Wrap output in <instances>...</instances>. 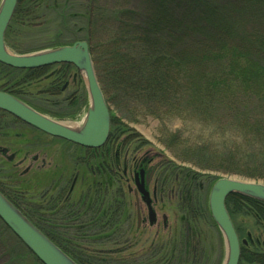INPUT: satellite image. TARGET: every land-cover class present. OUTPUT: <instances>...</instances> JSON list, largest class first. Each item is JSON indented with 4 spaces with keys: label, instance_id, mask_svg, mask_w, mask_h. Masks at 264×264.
Returning a JSON list of instances; mask_svg holds the SVG:
<instances>
[{
    "label": "rangeland",
    "instance_id": "rangeland-1",
    "mask_svg": "<svg viewBox=\"0 0 264 264\" xmlns=\"http://www.w3.org/2000/svg\"><path fill=\"white\" fill-rule=\"evenodd\" d=\"M18 2V13L26 12L28 16L23 21L15 16L11 22L12 16L10 27L8 25L9 30L5 32L8 34L4 36L8 49L13 54L25 55L85 42L92 56L99 88L109 109L110 127L111 114L114 123L118 125L115 124L113 129V138L109 141L108 135L106 143L95 149L96 155L87 158L84 151L78 154L74 147L47 138L41 132H36L9 117L1 116L0 151L5 150L6 153L3 155L0 152V188L16 197V202L25 213L43 218L45 208L49 205L45 195L48 177L57 180L58 176L63 175L66 182L68 178L78 173L77 161L81 159L83 161L86 157L95 163H87L88 167H97L110 154L113 159V174L104 169L102 174L100 172L97 174V184L98 186L103 184L104 188L102 194L97 197L99 213L93 218L98 233L95 241L75 245L77 249L73 250L74 253L77 254L80 250L82 255L92 259L96 257V261L103 259L116 264H140L144 263V257L152 259L150 263L144 264H165L168 258L163 262L162 257L170 255L173 248L174 253L178 250L179 256L180 249L177 247L187 238L188 251L189 248L195 247L197 239L200 240L199 245H196L197 251L193 253L197 257L195 264H223L226 257L225 242L216 225L210 226L206 219L211 218L205 211H209L210 189L217 180L223 178L260 184H264V181L198 170L190 161L187 144L204 140L203 127L195 125L190 117L181 115L179 110L158 113L154 112V109H147L145 108L147 103L142 100L143 98L121 93L114 84L112 79L114 72H111L116 62L113 61V36L122 34L114 28L112 14L121 11L127 20L128 11L133 6L145 9L143 0H18ZM141 19L143 18L139 17L137 21ZM129 42L130 39L128 43H123L124 48ZM49 68L51 71L46 75H52L58 70L57 65ZM53 79V76L44 77V80L43 77L34 79L30 81L31 85L18 88L24 90L25 101L38 112L50 115L52 120L70 127H80L89 107L83 77L76 69L70 70L64 80L67 86L62 90L63 81L58 85V92L54 90V94L47 88L49 82L54 83ZM103 90L106 98H109L108 104ZM176 96L180 98L179 94ZM174 132H178L179 141L173 143L169 141L168 135ZM205 141L207 145L214 147L222 145L220 139ZM125 156L128 157V167L132 159L145 160L144 165L147 167L150 164H159L154 176L157 188L161 187V200L158 196L154 205L156 223L152 227L147 225L138 231L135 228L132 195L127 193V183L122 174ZM115 160L118 166L114 165ZM195 174L196 177H193ZM108 176L112 177V186L107 189ZM81 184L84 185L82 182ZM128 184L133 188L132 183ZM79 188L78 184L72 200L77 199ZM127 199L130 201L129 207L126 206ZM109 207L112 208V217H108L106 213ZM123 209L129 210L132 217L129 224L128 218H124ZM199 209L206 214H199ZM141 211L145 213L142 205ZM229 217L241 249L245 247L246 251L264 254V224L256 221L257 216L254 217L248 208L236 207L235 212L229 214ZM112 218H119V224L122 221L121 235L109 228L106 230V224L112 222L109 221ZM50 219L52 218H46L47 227L58 230L52 226ZM63 233L59 232L62 236ZM249 240L252 244L248 243ZM2 241L10 244L9 251L4 248ZM243 241L245 244H242ZM19 258L16 243L9 237L1 239L0 264L11 262L19 264ZM191 262L182 260L180 264ZM239 264L248 263L239 260Z\"/></svg>",
    "mask_w": 264,
    "mask_h": 264
},
{
    "label": "trees",
    "instance_id": "trees-1",
    "mask_svg": "<svg viewBox=\"0 0 264 264\" xmlns=\"http://www.w3.org/2000/svg\"><path fill=\"white\" fill-rule=\"evenodd\" d=\"M143 5L145 9L133 6L127 20L121 11L112 14L114 28L122 34L113 36L114 84L121 93L143 98L147 109L158 113L179 110L195 125L203 127L204 140L187 144L190 161L198 170L264 181V0H143ZM18 7L11 22L15 16L21 21L28 16L26 12L18 13ZM139 17L143 19L138 22ZM129 39L124 48L123 43ZM57 68L54 74L46 75L51 68L14 70L0 64V91L25 98L24 90L18 87L53 76L54 83L49 82L47 88L54 94L70 70H74L66 64ZM105 99L108 104L106 94ZM3 115L9 117L0 112V117ZM115 124L111 114L109 141ZM177 133L168 135L169 141H179ZM206 139H220L222 145H207ZM114 165L118 166L116 160ZM0 192L76 264H116L103 259L96 261V257L82 255L80 250V254L73 252L77 249L75 245L95 241L98 232L92 218H72L78 222L67 229L60 227L66 219L52 218V226L58 229L53 230L47 227L46 218H33L22 210L16 197L1 188ZM226 207L230 215L236 207L248 208L257 216L256 221L264 224V202L232 195ZM205 211L209 216V211ZM205 211L199 209L198 213L205 215ZM206 219L215 227L211 218ZM118 220H109L112 222L106 224V230L121 235L123 224ZM6 237L16 243L19 264H40L0 221V240ZM187 241L183 239L177 247L179 256L172 247L170 255L162 257L163 262L168 258L165 264H180L182 260L187 263L193 260L190 264H195L197 257L193 253L200 240L190 251ZM2 243L9 251L10 244ZM248 243L252 244L251 240ZM143 260L150 263L152 259ZM240 261L264 264V254L242 247Z\"/></svg>",
    "mask_w": 264,
    "mask_h": 264
},
{
    "label": "water",
    "instance_id": "water-1",
    "mask_svg": "<svg viewBox=\"0 0 264 264\" xmlns=\"http://www.w3.org/2000/svg\"><path fill=\"white\" fill-rule=\"evenodd\" d=\"M17 3L18 0H1L0 3V64L14 70H37L61 64L72 66L85 81L89 107L78 128L52 120L2 92H0V111L51 137L84 148L99 149L106 143L109 135L110 114L95 76L88 45L85 42H77L71 46L32 54H13L7 48L4 36ZM141 193L146 204L149 205L147 193L142 190ZM232 195L264 202V184L223 178L212 185L208 195V209L225 242L226 257L223 264H239L240 260L241 245L225 207L226 199ZM0 221L40 264H76L1 192ZM153 222L154 218L151 217L150 223ZM242 244H245V241Z\"/></svg>",
    "mask_w": 264,
    "mask_h": 264
},
{
    "label": "flooded vegetation",
    "instance_id": "flooded-vegetation-1",
    "mask_svg": "<svg viewBox=\"0 0 264 264\" xmlns=\"http://www.w3.org/2000/svg\"><path fill=\"white\" fill-rule=\"evenodd\" d=\"M66 86H67V82L64 81L63 86H62V90ZM0 92L6 93L3 91H0ZM6 94L16 98L17 100L21 101L22 103H24L27 106H29L30 108H32V106L25 101V98H18V97H15L9 93H6ZM53 104H57V103H53ZM32 109L35 110L34 108H32ZM35 111L38 112L37 110H35ZM0 112H2V111H0ZM2 113L9 116L13 120L18 121L19 123L25 125L26 127L40 133V131L24 124L23 122L17 120L13 116H11L5 112H2ZM38 113H40V112H38ZM40 114H42L48 118L52 117V116L47 115V114H43V113H40ZM41 134L47 138L57 140L61 143L67 144L68 146L76 148V151H78V154L79 153L81 154L82 151L86 152L85 155H87V158H88V156L93 157L96 155L95 152H97V150H95V149L84 148V147L75 145L73 143L64 141L62 139L51 137V136L46 135L42 132H41ZM0 152L3 155H5V153H6L5 150H1ZM87 158L85 157V159H83V161H82V159L77 161V163L79 164V167L77 168L79 174L75 173L73 176L68 178V180L66 182H65V179L63 178L64 177L63 175L58 176L57 180H54V178H51V177L47 178L49 180V183H48L47 188L45 189L46 190L45 195H47V201H48L49 205L47 208H45L46 211H45L43 218H64V219H66L63 221L64 222L63 225L60 226L62 229H67L70 226H72V224H74V222H78V220H75V219L73 220L72 218H76V219L77 218H92V223H94L95 220L93 218H95L96 215L99 213L98 204H97V197H98V195L102 194V191L104 190L103 184H101L100 186H98V184H97V178H98L97 174H98V172H100L102 174V171H103L102 166H105L104 168H105L106 172L109 171L111 175L113 174L112 173L113 172V161H112L113 159H112V156H110V154H109V156H107V159L105 158V160H103L104 162H102V164H101L102 166L100 165L98 168L97 167H90V166L88 167L87 163H89V162H91L93 164H95V163L93 161L88 160ZM10 159H12V158H10ZM127 159H128L127 156H125L123 159V162H124L123 165L124 166H123V173L122 174H123V176L127 177V178L124 177V181L127 183V185H126L127 193L132 195V204L134 206L135 228H136V231H138L147 225L149 227H152L156 223L157 214H156L154 205L157 201L156 198L158 196L161 200V187L159 186V188H157V186L155 184L154 176H155V172L159 168V164H154V165L150 164L147 167L144 165L145 160L141 161V160L132 159L130 162V167H128L127 166V164H128ZM81 164H84V166L82 167ZM88 177H89V179H88ZM55 182H57V184H54ZM81 182L84 185H82ZM106 182H107L106 188L108 189L109 186H112V177L108 176L106 178ZM128 182L132 183L133 188L130 187V184H128ZM78 184L80 185V188H79V191L77 193V199L72 200L71 197H72L73 193L75 192V189H76ZM81 186H82V188H81ZM141 190L143 192L147 193V199L149 201V205H147L146 201L143 199V194L141 193ZM2 195L7 200H9L3 193H2ZM129 202H130L129 199H127L126 206H128V207H129ZM141 205H142V207H144L145 213H142ZM106 213L109 215L108 217H112V215H111L112 214V208L109 207V209L106 211ZM123 213H124V218H128V220H127L128 224H129V222L131 223L132 217L129 214V210L125 211L123 209ZM151 217L154 218V222L152 224L150 223ZM49 224H50V222H49ZM128 224L126 223L127 228H128Z\"/></svg>",
    "mask_w": 264,
    "mask_h": 264
},
{
    "label": "bare ground",
    "instance_id": "bare-ground-1",
    "mask_svg": "<svg viewBox=\"0 0 264 264\" xmlns=\"http://www.w3.org/2000/svg\"><path fill=\"white\" fill-rule=\"evenodd\" d=\"M74 128V127H73Z\"/></svg>",
    "mask_w": 264,
    "mask_h": 264
}]
</instances>
